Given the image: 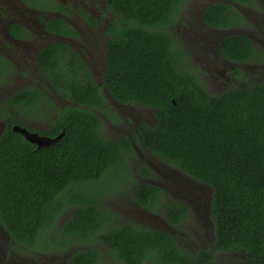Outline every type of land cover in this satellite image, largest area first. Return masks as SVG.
<instances>
[{
    "label": "trees",
    "instance_id": "obj_1",
    "mask_svg": "<svg viewBox=\"0 0 264 264\" xmlns=\"http://www.w3.org/2000/svg\"><path fill=\"white\" fill-rule=\"evenodd\" d=\"M106 2L117 16L106 58L105 85L111 98L151 110L156 122L152 128L141 126L142 148L166 166L208 186L213 225L210 243L214 252L222 254V262L264 264V82L230 86L216 95L207 92L201 79L183 63V54L175 50L169 28L186 0ZM234 2L252 5L249 0ZM201 19L206 28L213 29L244 24L235 8L223 4L202 10ZM260 31L264 36V20ZM218 51L234 63L264 60V52L255 50L243 35L224 37ZM37 58L54 90L74 104L60 110L45 133L53 138L62 134L61 139L41 148L13 132L11 114L0 109L5 123L0 134V224L9 236L28 248L45 241L56 244L45 235L71 206L74 213L53 233L61 245L102 237L124 264L145 260L215 264L204 251L192 259L181 256L167 234L127 223L112 224L111 213L98 208L97 194L112 190L110 179L126 177L125 157L134 150L125 135L117 140L103 135L104 119L97 114L111 122L109 113H114L94 83L78 78L80 69L64 71L55 46L44 48ZM241 73L238 69L234 74ZM39 93L38 89L16 93L11 99L13 108L22 112L20 105L25 109L35 102L41 105ZM138 170L140 175L150 172L144 165ZM134 198L153 211L162 207L161 216L170 224L186 217L185 207L172 201L162 205L161 189L153 185L140 186ZM70 264L103 263L96 250H79Z\"/></svg>",
    "mask_w": 264,
    "mask_h": 264
},
{
    "label": "flooded vegetation",
    "instance_id": "obj_2",
    "mask_svg": "<svg viewBox=\"0 0 264 264\" xmlns=\"http://www.w3.org/2000/svg\"><path fill=\"white\" fill-rule=\"evenodd\" d=\"M249 2L252 5L241 6L234 2V0H221L208 3L206 8L213 4L232 6L245 19V24L246 22L249 24L251 22L248 18L246 19L243 11L252 10L253 12H257L261 7L264 10V0H249ZM116 17L108 7L106 0H0V92L3 91L5 93L3 96L0 95V109L11 114V129L14 126H19L41 137L53 138L45 133L52 128V123L57 120L60 110L65 106H72L74 104L54 90L50 85L49 78L43 73L37 63V56L41 50L48 46H55L58 51L61 68L68 73L74 72L77 68L80 69L78 78L83 82L90 81L94 83L98 87L106 106L114 113V115L109 113L110 118L113 120L111 122L101 114H97L104 119L102 126H104L103 129H106L105 133L111 135L115 140L121 135H125L132 149L136 150L134 142L135 133L139 135L138 139L140 140L141 126L152 128L156 120L152 115L154 120L149 122V124L147 122L145 123L137 115L136 111V115L130 111L136 109L135 105L116 102L111 98L106 88V58L108 44L112 36L111 27ZM259 17L261 18L257 23L261 25L264 16L259 15ZM214 30L233 32L235 28ZM222 38L224 37L221 36L218 42ZM247 38L253 43L252 45L256 50L258 47L255 41L250 36ZM258 43L260 44L261 41H258ZM217 59L219 60V58ZM222 60L221 67L223 68L229 64H233L235 67L238 66L241 69L243 65L249 64L248 62H229L224 58ZM236 70L231 73L233 77H235L234 73ZM235 79L237 78H233L232 80ZM34 89H38L41 92L39 93L41 98L39 104L41 105L35 102L29 106V109L27 107L25 109L23 105H20L19 107H22V112L15 110L13 108L14 101L11 100L12 97L16 93L28 90L33 91ZM125 109L128 112H125ZM133 125L136 132L132 134L131 131H124V127L126 129L128 126H131L130 129H132ZM147 125L150 126L147 127ZM4 128L5 123L2 120V114L0 112V134L4 131ZM109 131L111 134L108 133ZM138 178L137 184L133 186L130 197L131 201L128 204L119 207L113 206L114 210L105 208L111 213L112 217L126 214L132 217L130 218L128 216L129 220H137L138 218L141 219V217H144V214L157 216L160 221L155 220L150 215L147 218L144 217L146 223L143 226L132 223L127 224L141 226L149 230L167 234L172 239L174 247L183 257L192 259L198 257L204 251L207 252V255H212L215 264H223L222 254L214 252V248L210 243L211 241L208 242L204 240L206 238H202L204 240L203 245L190 249L188 247L189 244L186 243L187 237L182 236L179 230L190 225L191 220L197 218L200 220V223L196 221V230L201 233L204 229L205 236H212L213 225L210 219V191L208 186L190 179L196 185L204 187L208 193L207 198H200L201 200L197 198L192 203L187 202L188 204H183L174 196H170L171 198L162 201V205L164 206L169 201H172L179 207L186 208V217L184 220L180 223L170 224L161 216L162 207L158 206L156 207L157 211H153L150 208L142 207L136 201L134 193L140 186L147 184L158 187L142 175L138 176ZM109 181L110 183H114L112 180ZM196 188L194 191H197ZM96 197L98 202L99 194ZM184 237L185 242H182ZM67 243L71 244L70 241H67ZM108 245L110 250L105 252L107 254V261H102V263L124 264L116 256L109 243ZM78 249L81 251L84 250L77 247L66 251L65 246L62 245V248L54 250L60 251V254L57 256L53 254L49 257L46 256L45 252L39 254L37 249L17 244L0 224V264H59V260H61L60 264H63V262L64 264H70V260L77 254ZM69 251L70 253H68ZM143 264L154 263L150 260H145Z\"/></svg>",
    "mask_w": 264,
    "mask_h": 264
},
{
    "label": "rangeland",
    "instance_id": "obj_3",
    "mask_svg": "<svg viewBox=\"0 0 264 264\" xmlns=\"http://www.w3.org/2000/svg\"><path fill=\"white\" fill-rule=\"evenodd\" d=\"M218 1L221 0H186L176 21L169 26L170 32L174 37L175 50L182 53L184 56L183 63L188 68H190V72L201 79L207 92L214 95L224 92L225 90L223 89L230 86L239 88L241 86H248L251 82H264V61L243 65L241 69L238 66L235 67V65L233 64H229L228 66L223 68L221 67L223 63V57L217 49L218 44L221 41L220 40L218 42V40L221 36L225 37V35H243L246 37L250 36V38L255 41L258 47L256 50L264 52V36L261 34L260 25L257 23L261 18L259 17V15L262 17L264 16V10L261 7L257 12H253L252 10H247L245 12L243 11V13H245L246 19L248 18L251 23L248 24L246 22L245 24V19L243 18L244 24L237 27V29L235 28L233 32H221L218 30L206 28L201 21V13L202 10L206 8V5L208 3H214ZM258 41H261V43L259 44ZM217 58H219V60ZM236 69H240L242 71L241 76L234 75L235 77H233L231 75V73ZM233 78L237 79L232 80ZM4 94L5 93H3V91L0 92V95L3 96ZM130 111H132L133 114H135L136 111L137 115L141 117L140 119L142 121H145V123L147 122V124L154 120V118L152 117V111L142 106L136 105V109H132ZM125 112H128V110L125 109ZM149 126L150 125H147V127ZM130 128L131 126H128V128L126 129L124 127V131H131L132 134L136 132L134 125L132 129ZM102 132L105 137L112 138L111 135H107L105 133V128L102 130ZM108 133L111 134L110 131ZM138 136L139 135L135 133V138L137 141L135 142L136 150H134V152L132 153H129L126 158L128 174H126V177L122 176L123 179L114 180V185L111 184L113 186L112 190L109 189L98 193V208H107L108 210H114L113 206H124L125 204H128L129 201H131L130 197L132 194L133 186L136 185L139 180L138 176H140V173L138 169L140 165H144V167H147L150 170L148 176H142L152 181L154 185H157L161 189V198L163 199L162 201H166L167 199L171 198L170 196L177 197V199L183 204L187 202L192 203L197 198H207L208 193L203 186L196 185L195 183H193V181L190 180V178H187L184 173H182L178 169H173L172 167L166 166V164L163 163L160 159L149 155L142 148ZM195 188L197 191H194ZM85 193L90 194V191ZM91 196H93V194ZM76 199V197L73 199L66 198L63 203L68 204V202H72V200L75 201ZM74 210L75 207H67L63 211L64 213L57 218L53 231H48L46 233L45 238H48L50 241L56 244H48L45 241V243H36L32 248L37 249L39 254H43L45 252L46 256L49 257L53 254L55 256L59 255L60 251L54 250L62 248V245L60 241L58 242L57 236L53 233L55 232V230H57V232L60 231V229L63 227L67 219H69ZM149 215L155 220L160 221L157 216H153L152 214ZM149 215L144 214V217L147 218V216L149 217ZM128 216L126 214H120L116 217H112L111 223H132L141 226L146 223V219L144 217H141V219L138 218L137 220H129L130 216ZM196 221L197 223H200V220L194 218L191 220L190 225H187L183 229H179L182 233V236L187 237L186 243L189 244L188 247L190 249H194L198 246L203 245L204 240H207L208 242L212 240L211 235L209 237L205 236L204 229L201 233L196 230ZM41 237L43 239V235ZM101 238L102 237L92 238L90 239V242L84 244L73 241L71 242V244L65 246V250L68 251L77 247L84 250H96L100 256L99 259L103 262H106L107 254L105 252L107 250H110V248H108V243L103 240L105 238ZM202 238L206 239L203 240ZM182 242H185V237ZM68 253H70V251ZM58 262L60 264L61 260H59ZM223 264L233 263L224 262Z\"/></svg>",
    "mask_w": 264,
    "mask_h": 264
},
{
    "label": "water",
    "instance_id": "obj_4",
    "mask_svg": "<svg viewBox=\"0 0 264 264\" xmlns=\"http://www.w3.org/2000/svg\"><path fill=\"white\" fill-rule=\"evenodd\" d=\"M12 131L22 135L27 141L36 145L37 148L48 147V146L58 142L62 137V134L57 136V137H54V138L41 137L38 134L31 133L28 130H26L25 128H22L19 126H14L12 128Z\"/></svg>",
    "mask_w": 264,
    "mask_h": 264
},
{
    "label": "clouds",
    "instance_id": "obj_5",
    "mask_svg": "<svg viewBox=\"0 0 264 264\" xmlns=\"http://www.w3.org/2000/svg\"><path fill=\"white\" fill-rule=\"evenodd\" d=\"M191 180H193V179H191Z\"/></svg>",
    "mask_w": 264,
    "mask_h": 264
}]
</instances>
